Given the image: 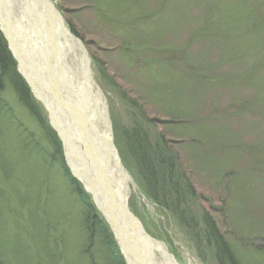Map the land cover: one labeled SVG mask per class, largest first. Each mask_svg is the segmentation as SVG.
<instances>
[{"label": "rangeland", "instance_id": "obj_1", "mask_svg": "<svg viewBox=\"0 0 264 264\" xmlns=\"http://www.w3.org/2000/svg\"><path fill=\"white\" fill-rule=\"evenodd\" d=\"M49 1L90 56L111 128L117 124L110 138L130 165L121 160L135 185L128 207L145 232L181 264L189 257L184 252L197 264H264V0ZM5 75L0 73V264H113L120 247L72 172L47 111L25 79L36 111ZM133 123L158 149L154 168L158 157L168 161L164 172L174 178L178 197L169 192L163 198L159 180L154 187L168 207L157 206L138 181L136 152L129 154L118 130L129 131ZM86 200L101 227L90 223ZM103 233L117 248L104 244Z\"/></svg>", "mask_w": 264, "mask_h": 264}, {"label": "bare ground", "instance_id": "obj_2", "mask_svg": "<svg viewBox=\"0 0 264 264\" xmlns=\"http://www.w3.org/2000/svg\"><path fill=\"white\" fill-rule=\"evenodd\" d=\"M37 1L0 0L2 36L16 59L17 68L31 89L34 99L40 100L47 111L48 120L60 134V141L72 172L84 184L85 189L93 194L92 198L97 206L106 209L100 188L110 185L116 195L113 201L119 204L115 206L116 215L128 213L129 217L134 216L127 202L132 181L128 172L122 170L123 166L121 168V162L113 148L106 118L105 99L91 76L90 56L83 50L81 41L70 34L57 15L52 18L44 6H41V2ZM52 4L54 6V3ZM49 46L53 47V54L58 58L55 66L52 65V72L47 67L52 56L48 52ZM55 68L61 71L58 76L55 75ZM78 108L82 109V112L87 110L89 119L79 118L81 113L78 117ZM119 218L117 216L116 222H119ZM136 219L143 228L140 219ZM120 223L125 229V235L128 234L131 238L142 235L136 231L137 225L129 218L121 219ZM143 230L145 232L144 228ZM120 234L122 242L117 239L116 243L122 250L127 248L126 246L134 250L130 259L133 262L140 261L141 264L136 253L142 252L146 257L151 254L146 264H181L172 253H165L163 244L152 242V248L155 246L157 249L154 251L157 256L155 263L146 243L134 244L128 238L125 239L124 234ZM148 238L152 237L147 235V241ZM146 248L148 254L145 253ZM184 255L193 258L188 257L184 263L197 264L193 255L185 252Z\"/></svg>", "mask_w": 264, "mask_h": 264}, {"label": "trees", "instance_id": "obj_3", "mask_svg": "<svg viewBox=\"0 0 264 264\" xmlns=\"http://www.w3.org/2000/svg\"><path fill=\"white\" fill-rule=\"evenodd\" d=\"M4 72L6 73L5 77H7L9 79V81L13 87V90H16L17 96L23 100H26L28 103L27 105L31 108V110L36 111V109H38V105H37V103H35L34 100H32L29 89H27L28 87L26 86L23 79H21V77L17 73L16 68H15V64H14L12 58H10V56H9V52L7 51V47H5L3 37L0 36V73L4 74ZM114 124L115 123L112 124V128L115 130L117 128V124H115V125ZM115 126H116V128H115ZM138 127H139V124L133 123L132 128L129 129V131H128V129H126V131H125L123 126L122 127L118 126V128H119L118 130L124 133L123 138L125 139L126 148H129V152H130L129 154L133 153L134 150L136 152V155L134 157L131 155V157L138 160L139 168L141 169V171L137 168L139 171V174H137V175H139L140 179L138 180L137 179L138 177L137 176H135V177H137L136 179L140 182L141 188L150 197V199L157 204V206L161 204L162 207L163 206L168 207L169 204H166V202H164V200H163L164 196L167 197L168 194H170L169 192H171L173 197L176 198V197H178V195L176 196V194L178 193V190H179L176 187V183H175L174 178H172L171 174H170L171 173L170 171H172V168H168V172L170 175L169 176L167 175V177H166L164 170L167 169V168H165V166L167 167L168 161H165L160 157H158V165L155 166V168H154L153 165L157 160L156 157L158 155L160 156V154H158V149L156 150V152L151 149L149 142H148V139H147L146 135L143 133L144 128L140 127L141 129H139ZM45 131H47V133L49 132L51 140L54 141L56 143V145H58L59 143L56 140V136H55L54 132L50 131V129L48 127L45 129ZM140 132H142L143 134ZM49 134H47V135H49ZM159 145L162 148H164V150L166 149L163 142H159ZM116 146L119 149L120 158L123 160L125 166L127 167V165H128V168H129L130 165L127 162V159H125L124 152L120 148V145L118 144V142H117ZM62 171L65 174L64 165H63ZM131 173H132V171H131ZM142 175H144V179H143ZM69 177H70V175H69ZM142 179L145 181H143ZM141 180H142V183H141ZM157 180H159V182L160 181L163 182L160 185V187L159 186L157 187V184H156ZM69 181L73 182L74 180L71 179ZM166 181H167V183H166ZM168 182H171V183H168ZM74 186H75V184H74ZM154 187L155 188L157 187L158 188L157 191L159 192V194L162 195L163 198L161 200L159 199L160 197H159L158 193H156L154 191ZM75 189L77 190V192L80 193L79 195L81 198H83V196L85 198V194L83 192L82 193L80 192L77 184H76ZM183 190L184 191H182V190L181 191L185 193L186 192L185 189H183ZM179 192H180V190H179ZM180 194H182V193H180ZM85 199H87V197ZM86 202L90 204V205L88 204V208L86 207V210H85V212H86L85 214H87V216L90 217V220H91L90 223H95L94 224L95 226L98 225L97 227H101L102 225L100 224L101 223L100 221H102V220L99 218V215L96 214L95 207L93 206V204L91 205V203L88 202V200H86ZM172 204L175 207V203H172ZM178 211L180 213V210H178ZM209 223H210V229L213 231V235L217 236L216 230L214 228H212V226H215L213 221L211 222L209 220ZM103 234L105 235V239H106V240L104 239V241H105L104 244L106 245V243H107L108 245H110L111 248L114 249V247H116V246L113 245V242L110 239V237L107 236V234H105V233H103ZM209 235H207L205 238V241H207V242H210L207 238ZM217 238L219 240H221L220 236ZM221 244L225 248H228L227 247L228 244L225 240H223L221 242ZM119 254H120L119 255L120 258L117 256V260H119L118 262L116 260V257L112 256L113 264H125L123 255H121V252ZM219 262H220V260H219ZM220 264H221V262H220Z\"/></svg>", "mask_w": 264, "mask_h": 264}, {"label": "water", "instance_id": "obj_4", "mask_svg": "<svg viewBox=\"0 0 264 264\" xmlns=\"http://www.w3.org/2000/svg\"><path fill=\"white\" fill-rule=\"evenodd\" d=\"M41 2V3H40ZM37 3H40L41 4V6H44L43 8L44 9H46V12L47 13H49L50 15H51V17L53 18V17H55L58 13H56V10H55V7L53 6V4L49 1V0H38L37 1ZM57 17H58V15H57ZM59 19V18H58ZM52 48L53 47H50L49 46V48H48V52L50 53V54H52V56H50L51 57V59H50V61L48 62V65H47V67H48V69L52 72V70H53V67H52V65H54L55 66V64L58 62V58L56 57V56H54V54H53V51H52ZM60 69H58V68H55V75H59L60 74ZM64 79V78H63ZM77 110V109H76ZM80 110V111H79ZM78 113H77V116H78V114L79 113H81V117H79V118H82L83 120H85L84 118H87V119H89L88 118V112H87V110H83V112H82V109H80V108H78V111H77ZM74 118V117H73ZM75 119V118H74ZM76 120V122L79 124V121H77V119H75ZM107 122H108V119H107ZM50 124H51V122H50ZM51 126L53 127V125L51 124ZM108 128H109V131H111V128L109 127V122H108ZM54 131H56L57 133H58V131L54 128ZM58 136H59V138H60V134L58 133ZM61 139V138H60ZM121 168H122V166H121ZM122 170H125V169H123L122 168ZM126 171V170H125ZM101 176L99 175V178H100ZM133 183V182H132ZM104 184H105V182H104ZM106 185V184H105ZM100 192H101V194H102V196L104 197V199H105V203H106V209H103V207H101V206H98V208H99V210H100V212H101V214H103V216H104V218L106 219V221H107V223L109 224V226H110V229H111V231H112V233L114 234V238H115V241H118L117 239H119L121 242H122V236H121V234L120 233H122V234H124L125 235V229H124V227H123V225H122V223H120L121 222V219H125L126 220V218H129L132 222H134L135 223V225H137L136 226V231L138 230L139 231V233H141L142 235L140 236L139 234L137 235V236H139L138 238H131L128 234H126L125 235V239H129V241H133L134 242V244L135 243H138V242H140V243H146L147 245H148V247L147 248H149L150 249V252L152 253V255H153V258H154V261H155V263H156V260H155V258L157 259V256L154 254V251H156L157 249H156V247L154 246V248H152V246H153V244H152V242L153 243H161V242H158L157 240H155L153 237L152 238H148V241H147V233H145L144 232V230H143V228H142V226L140 225V223L138 222V220L134 217V216H131L130 215V217H129V215H128V213H123V215H121V214H117L116 215V213H117V209H116V205H119L118 204V202H115V201H113V198H115V192H113V190H112V188H111V186L110 185H108V187L107 186H105V187H101L100 188ZM93 197V196H92ZM97 204V203H96ZM116 212V213H115ZM128 216V217H124V216ZM117 216H118V218H119V222H116V219H117ZM135 233V232H134ZM161 244H163V243H161ZM164 245V244H163ZM127 248H123V250H122V248H121V251H122V253H123V255H124V257H125V259H126V261H127V263H129V264H139L140 263V261H135V262H133V261H131L130 259H131V256H132V254L134 255V250H131L128 246H126ZM147 248L145 249V253L146 254H148V251H147ZM138 253H139V255H138ZM138 253H136V255L138 256V257H140L139 259L141 260V264H146V261L149 259V256H151V254H148V257H146V255L145 254H143L142 252H138ZM166 253V252H165ZM166 254H168V253H166Z\"/></svg>", "mask_w": 264, "mask_h": 264}]
</instances>
